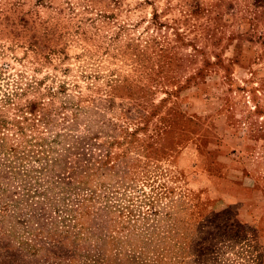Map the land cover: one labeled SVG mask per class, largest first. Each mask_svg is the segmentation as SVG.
Returning <instances> with one entry per match:
<instances>
[{"label":"rangeland","instance_id":"rangeland-1","mask_svg":"<svg viewBox=\"0 0 264 264\" xmlns=\"http://www.w3.org/2000/svg\"><path fill=\"white\" fill-rule=\"evenodd\" d=\"M0 264H264V0H0Z\"/></svg>","mask_w":264,"mask_h":264}]
</instances>
